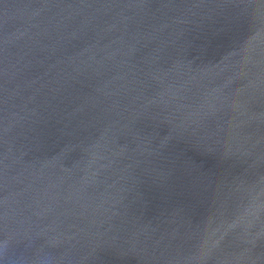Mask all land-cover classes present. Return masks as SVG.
I'll use <instances>...</instances> for the list:
<instances>
[{
	"label": "water",
	"instance_id": "obj_1",
	"mask_svg": "<svg viewBox=\"0 0 264 264\" xmlns=\"http://www.w3.org/2000/svg\"><path fill=\"white\" fill-rule=\"evenodd\" d=\"M0 264H264V0H0Z\"/></svg>",
	"mask_w": 264,
	"mask_h": 264
}]
</instances>
